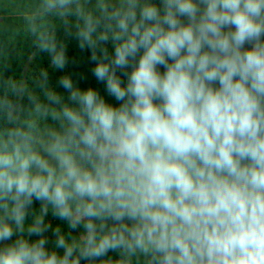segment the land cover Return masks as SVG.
I'll use <instances>...</instances> for the list:
<instances>
[{"label": "clouds", "instance_id": "clouds-1", "mask_svg": "<svg viewBox=\"0 0 264 264\" xmlns=\"http://www.w3.org/2000/svg\"><path fill=\"white\" fill-rule=\"evenodd\" d=\"M28 33L61 75L0 67V264H264V0H38Z\"/></svg>", "mask_w": 264, "mask_h": 264}, {"label": "trees", "instance_id": "trees-1", "mask_svg": "<svg viewBox=\"0 0 264 264\" xmlns=\"http://www.w3.org/2000/svg\"><path fill=\"white\" fill-rule=\"evenodd\" d=\"M37 4L38 0H0V67L6 63L10 64L5 76L11 77L14 80H21L22 67L32 56L27 86L38 92L39 89L35 88V83L40 78L41 71L47 70L49 72L53 86H55L56 78L61 73L53 72V69L50 67V57L45 53L37 51L33 46V38L28 33V17L35 13ZM61 38H63L62 33ZM66 43L68 45L67 54L69 58L77 60V64H70L66 71L75 73L74 79L78 75L83 74L86 79L80 81L79 86L81 88H96L102 95H105L109 102L115 103L112 98L106 96L104 85L99 84L92 76V64L88 60L90 52H81L74 40H68ZM55 90L63 92V89L59 87H56ZM47 219L51 220L53 224L62 223L52 220L51 216ZM63 227L67 231L66 224ZM79 231L81 230L78 229L77 232ZM73 234L75 235L76 233ZM49 235L51 234L49 233ZM109 255L113 259H116L118 254L109 253Z\"/></svg>", "mask_w": 264, "mask_h": 264}, {"label": "rangeland", "instance_id": "rangeland-1", "mask_svg": "<svg viewBox=\"0 0 264 264\" xmlns=\"http://www.w3.org/2000/svg\"><path fill=\"white\" fill-rule=\"evenodd\" d=\"M33 57L29 58L23 65L22 71H21V80L25 85H27L28 75L31 70V63H32ZM54 72V71H53Z\"/></svg>", "mask_w": 264, "mask_h": 264}]
</instances>
